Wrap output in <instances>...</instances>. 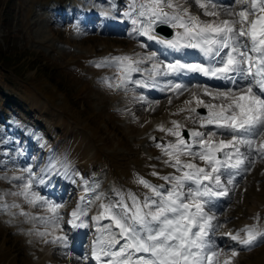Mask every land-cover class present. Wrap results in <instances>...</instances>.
<instances>
[{"label":"rangeland","instance_id":"rangeland-1","mask_svg":"<svg viewBox=\"0 0 264 264\" xmlns=\"http://www.w3.org/2000/svg\"><path fill=\"white\" fill-rule=\"evenodd\" d=\"M131 2L0 0V46L10 57L6 73L13 77L6 83L0 76V264H98L92 256V245L101 235L97 229L111 223L93 219L101 211L100 204H115L121 197L131 204L129 194L143 201L151 192L138 178L168 189L171 185L160 177L179 174L165 163L168 157L157 147L176 142L166 131L173 128L172 121L181 125L189 142L191 130L217 131L214 125L200 128L198 117L206 116V109L179 110L190 98L188 92L177 96L135 84H129L128 90L107 86L106 81L115 83L117 76L112 57L139 58L137 54L155 51L165 59L160 55L164 50L133 31L136 25L124 15ZM192 11L201 19H211L195 5ZM137 14L138 8L133 18ZM139 67L141 71L132 73L133 80L146 79L143 70L151 62ZM169 80L175 79L163 82ZM196 82L203 83H182ZM254 138L259 142V137ZM193 150L199 151V145H193ZM249 160L248 170L235 177L234 185H227L228 195L213 198L210 206L217 217L213 224L219 227L209 236L226 253L238 252L234 264H264V242L248 249L227 235L246 226L264 232V157L254 153ZM194 162L205 166L198 159ZM26 168L35 176L33 190L62 205V231L39 219L51 213L28 204L23 196L11 195L27 181ZM19 176L24 180L13 179ZM41 178L44 184L36 182ZM227 179L222 176L225 184ZM77 207L87 214L76 223L83 221L87 227H81L80 238L74 239L76 229L68 221ZM22 211L29 215H21ZM46 230L45 236L39 234ZM112 230L119 231L114 226ZM61 235L68 237L67 248L51 242Z\"/></svg>","mask_w":264,"mask_h":264},{"label":"snow or ice","instance_id":"snow-or-ice-1","mask_svg":"<svg viewBox=\"0 0 264 264\" xmlns=\"http://www.w3.org/2000/svg\"><path fill=\"white\" fill-rule=\"evenodd\" d=\"M193 5L211 19H201V15L192 11ZM129 8L124 15L136 25L134 32L180 53L181 58L166 63L169 59L166 51L160 53L165 59H160L155 51L144 56L137 54L139 58L112 57L117 64V76L115 83L106 81L107 86L128 90L129 84H135L141 88L168 90L177 96L189 92L190 98L184 101L187 108L180 111L194 113L197 108L206 109L207 115L198 117L200 128L214 125L217 131L191 130L189 142L180 131L181 125L172 121L173 128L166 131L176 137V142L166 146L157 144V147L168 157L165 163L179 174L160 177L171 185L168 189L138 178L137 182L151 192L143 201L129 194L131 204L123 197L115 204H100L101 211L93 219L111 223L97 229L101 235L92 245V256L98 264H234L238 252L232 249L226 253L209 236L219 227L213 224L217 217L211 214L210 206L213 198L228 195L227 185H234L235 175L230 170H236L239 175L248 170L246 161L251 163L249 157L254 153L264 157V0H234L228 4L219 0H191V3L189 0H140L138 5L137 0H132ZM137 8L138 14L133 18ZM158 24L176 29L175 35L165 39L154 34ZM146 46L141 44L142 48ZM188 49L197 50L204 60H188L192 55L184 51ZM145 61L151 62V67L143 70L146 79L133 80L132 73L141 71L139 65ZM188 75L192 80L202 76L234 87L171 80L161 86L158 79ZM202 97L210 99L206 101ZM138 99L144 101L145 97ZM160 130L165 131L163 126ZM254 137H259V142ZM193 145H199L200 150L194 151ZM182 157L191 159L182 160ZM197 159L205 166L195 163ZM24 171L29 173L27 181L20 186L21 191L11 195L23 196L28 204L51 213L39 219L62 231L63 217L59 214L62 205L34 191L32 169ZM224 175L228 176L226 184L222 181ZM13 179L23 181L24 177ZM36 182L45 183L42 178ZM20 214L29 215L23 211ZM86 214L77 207L68 223L73 228L87 227L83 221L76 223ZM113 226L119 231L114 232ZM39 234L48 233L46 230ZM227 235L248 249L264 242V232L254 226ZM51 242L68 247L66 235L56 236ZM117 245L118 251L114 250ZM102 257L109 259L105 262Z\"/></svg>","mask_w":264,"mask_h":264},{"label":"bare ground","instance_id":"bare-ground-1","mask_svg":"<svg viewBox=\"0 0 264 264\" xmlns=\"http://www.w3.org/2000/svg\"><path fill=\"white\" fill-rule=\"evenodd\" d=\"M226 0H219V2L221 3H225ZM140 2V1H139ZM92 13V12H91ZM156 26H159L156 25ZM165 26V25H164ZM113 27V26H112ZM113 29V28H112ZM116 29V28H114ZM174 31V34L172 35V37L175 35V32H176V29H173ZM156 34V33H154ZM159 36V35H158ZM161 37V36H160ZM171 37V38H172ZM165 38V37H163ZM171 38H165V39H171ZM150 42L151 44H154V46L160 50H164L166 52L169 53V59H167V62H170L171 60H175V59H178V58H181V54L180 53H177L175 52L174 50L172 49H166L163 45H160L158 44L156 41H148ZM186 52H189V53H192L191 56H189L187 59L192 61V62H202L204 60L203 56L197 52V50H193V49H188V50H184ZM172 79L174 78V83H181L183 82V80L189 82V81H193L191 79V75H188V76H182L181 78H176V77H160L158 78L159 81H160V85L162 86L164 84L163 80H166V79ZM177 79V80H176ZM196 80H199V81H202L203 83H206V84H215V85H218V86H226V87H230L231 85L228 84V85H225V82H222V81H215V80H209L208 78L206 77H202V76H197L196 77ZM150 90V89H149ZM189 93V92H188ZM171 94V93H170ZM190 94V93H189ZM167 95V94H166ZM170 96V95H169ZM172 96V95H171ZM184 96V95H183ZM206 98V97H205ZM209 99V98H208ZM179 107V106H178ZM182 108H187V106L184 104V102L182 103ZM176 108V107H175ZM180 108V107H179ZM174 109V108H173ZM180 110V109H179ZM175 111V110H174ZM178 111V110H177ZM5 146V145H4ZM81 228V227H80ZM80 228H75V234L72 235L74 237V239H79L80 238V233H81V230H79ZM76 232H78V234H76ZM241 235H244V233H241ZM107 258V257H106ZM104 259V258H103Z\"/></svg>","mask_w":264,"mask_h":264},{"label":"trees","instance_id":"trees-1","mask_svg":"<svg viewBox=\"0 0 264 264\" xmlns=\"http://www.w3.org/2000/svg\"><path fill=\"white\" fill-rule=\"evenodd\" d=\"M9 64H11L10 57L2 51L0 46V76L5 77L4 81L6 83H10L13 81V77L6 73Z\"/></svg>","mask_w":264,"mask_h":264},{"label":"water","instance_id":"water-1","mask_svg":"<svg viewBox=\"0 0 264 264\" xmlns=\"http://www.w3.org/2000/svg\"><path fill=\"white\" fill-rule=\"evenodd\" d=\"M155 32L167 38L172 35V30L169 27L164 26V25H160L156 27Z\"/></svg>","mask_w":264,"mask_h":264}]
</instances>
